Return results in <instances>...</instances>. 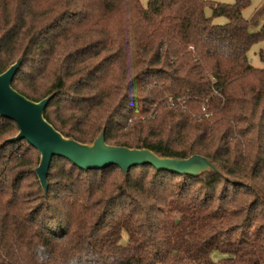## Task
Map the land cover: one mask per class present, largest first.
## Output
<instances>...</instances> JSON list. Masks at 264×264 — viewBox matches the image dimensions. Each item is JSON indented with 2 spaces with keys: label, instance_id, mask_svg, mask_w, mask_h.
Returning a JSON list of instances; mask_svg holds the SVG:
<instances>
[{
  "label": "trees",
  "instance_id": "obj_1",
  "mask_svg": "<svg viewBox=\"0 0 264 264\" xmlns=\"http://www.w3.org/2000/svg\"><path fill=\"white\" fill-rule=\"evenodd\" d=\"M250 0H0V73L63 137L198 155L221 174L54 158L0 117V264H264V26ZM210 11L206 16L205 10ZM224 18L225 24H215Z\"/></svg>",
  "mask_w": 264,
  "mask_h": 264
},
{
  "label": "water",
  "instance_id": "obj_2",
  "mask_svg": "<svg viewBox=\"0 0 264 264\" xmlns=\"http://www.w3.org/2000/svg\"><path fill=\"white\" fill-rule=\"evenodd\" d=\"M20 63L19 58L0 73V117L12 121L18 128L16 136L9 141L25 140L38 153V165L33 172L44 194L49 164L54 158H64L83 171L117 166L125 174L132 167L149 165L157 171L191 177L204 172L221 174L216 164L198 155L186 159L168 158L159 157L147 149L107 145L102 132L90 144L63 137L43 116L50 97L33 102L11 87Z\"/></svg>",
  "mask_w": 264,
  "mask_h": 264
},
{
  "label": "rangeland",
  "instance_id": "obj_3",
  "mask_svg": "<svg viewBox=\"0 0 264 264\" xmlns=\"http://www.w3.org/2000/svg\"><path fill=\"white\" fill-rule=\"evenodd\" d=\"M143 7L147 6L149 0H139ZM208 2H217L222 4H232L233 0H206ZM206 16L210 15L208 9L205 10ZM242 17L246 21L256 20V25L252 27V31H259L264 26V0H250V4L242 11ZM215 24H225L224 18H216ZM248 60L252 67L257 69L264 68V40L254 46L248 52Z\"/></svg>",
  "mask_w": 264,
  "mask_h": 264
},
{
  "label": "built area",
  "instance_id": "obj_4",
  "mask_svg": "<svg viewBox=\"0 0 264 264\" xmlns=\"http://www.w3.org/2000/svg\"><path fill=\"white\" fill-rule=\"evenodd\" d=\"M200 1H205V0H200Z\"/></svg>",
  "mask_w": 264,
  "mask_h": 264
}]
</instances>
